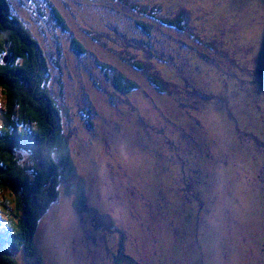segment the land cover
Segmentation results:
<instances>
[{
	"label": "rangeland",
	"instance_id": "obj_1",
	"mask_svg": "<svg viewBox=\"0 0 264 264\" xmlns=\"http://www.w3.org/2000/svg\"><path fill=\"white\" fill-rule=\"evenodd\" d=\"M94 1L99 0H9L13 11L39 41L40 56H45L48 68L42 81L58 105L56 109L52 106L47 110L52 115L48 121L54 120L61 134L66 135L70 148L79 150L77 161L83 163L79 171L87 187L84 194L80 187L66 192L62 188V194L55 202L57 206H51L48 214L40 218L39 232L34 237L40 243V261L42 264H118L108 257L109 254L105 255L100 246V259L96 257L97 260H92L91 254L85 253L83 243L78 246L72 243L73 237L81 236H74L80 219L86 220L88 226L96 227L97 216L90 209L94 197L88 191L94 185V174L100 173L97 165L101 166V172L107 167L103 155L108 154L120 162L124 169L112 161L106 179L102 180L101 175L103 185L107 187L106 193L113 194L117 200H127L125 191L129 192L128 201L132 203H128L126 218L136 213L145 216L141 221L146 223L145 230L136 231L132 247L127 248L131 256L139 260V264H264L259 250L264 242V215L260 210L264 194L257 193V200L255 193L253 197L247 198L249 188L240 180L246 177L245 172L239 168L230 169L234 165L236 153L243 152L248 157L246 140L249 129L236 125L237 112L226 110L228 95L223 94L236 92L234 102L264 103V97L261 96L264 87L259 86L258 89L254 84L251 89L238 91L241 86L234 85L242 82L243 77L234 76L241 66L231 44L232 40L242 39L248 32L258 28V33H251V40L253 48L260 49L264 54V0H261V17L255 16L253 19H249L253 12H248L252 8L251 0H156L164 6L165 11L153 22L156 28L153 54L147 46L145 33L131 27L129 9L102 6L105 20L99 23ZM56 10L64 23L60 22L57 13H52ZM175 14L179 15L182 22L173 28L166 19ZM231 15L235 16L237 26L245 22L241 29L232 33L222 29L230 24ZM103 28H113L115 32ZM120 29L124 30V35L116 41V46L112 50L109 47L102 48L105 44L113 45L115 38L120 35ZM225 33L230 34L228 39ZM200 36L204 38V45L201 46L204 53L198 51L200 46L197 40ZM212 37L216 39L212 41L213 46H210L207 40ZM175 42H179L178 48L172 45ZM78 43H82L88 53H80L76 46ZM127 48L144 62L141 65L148 63L155 77L162 82L166 80L167 69L166 63L162 61L172 55L175 66H180L178 69L186 68L191 91L186 92L179 87L172 92L167 89L165 93H151L148 71L141 72L136 67L132 69L134 65L124 57ZM171 48L174 52L168 54ZM201 55L212 57L213 61L202 60ZM97 60L117 71H130L131 76L140 82V87L123 93L116 88L115 98H112L114 88L109 87V91L105 87L104 69ZM242 75L255 77L264 85V73L259 76L251 73ZM217 82L221 85L218 86ZM43 96L50 105L48 95ZM162 97L166 100H161L160 105L148 103L153 98ZM79 98H83L82 101ZM3 100L4 92L0 88V111L4 106ZM167 102L174 108L165 110ZM88 117L92 118L93 125L88 123ZM150 121H156V124L148 127ZM177 123L179 126L181 123L190 126L177 130ZM247 123L255 125L258 122L251 120ZM23 124L31 128L33 121L29 118L20 123ZM230 124H235L241 132L235 134L229 131ZM144 127L148 129L144 132L146 138L150 139L147 144L140 142L141 129ZM159 133L169 134L174 139L186 138L187 144L180 143L178 139L177 145L173 141V145L158 146L155 142L161 138ZM262 143L264 145L263 137ZM21 148L25 149L23 146ZM176 149L180 156H186L182 164L174 165L175 162L168 159L170 151ZM253 150L254 153H262L256 146ZM23 154L22 159H27ZM219 159V169L193 168L200 163L216 165ZM48 173L50 177L54 175ZM256 173L262 176L264 168L257 167ZM169 177H173L174 181ZM123 179L124 182L119 181ZM128 185L134 188V192L127 188ZM119 186L121 188L118 189ZM203 186L209 188L212 203L221 196L218 199L220 216L206 208L209 216L205 215L203 219L208 238L215 232L211 229L213 219H219L224 231V237L212 246L200 241L199 237L184 238L181 234L171 233L174 231L172 227L177 226L174 220L180 215L188 216L187 222L193 225L197 223L193 214L196 219H202L200 214L193 212ZM152 188L154 192H151ZM101 192V189L95 192L96 196L99 197ZM77 195H83V203L80 205L74 203ZM111 202L119 214L121 209L113 197ZM139 204L141 209H138ZM239 207L240 212L236 216ZM121 212L119 221L124 217L123 210ZM59 213L61 219L56 221L53 217ZM2 221L0 229L7 234L5 244H12L11 248L17 250V246H21V237L14 228L9 227L7 219ZM129 224L124 225H128L129 229L137 226ZM149 229L153 233L148 232ZM111 230L108 226L99 228L94 242L105 239L106 233ZM154 241L161 242L160 246ZM169 244L180 246H176L175 251ZM182 244V251L179 252L177 249ZM23 248L21 246L17 251L22 252ZM141 251L143 256L139 254ZM17 261L19 264H29L24 258Z\"/></svg>",
	"mask_w": 264,
	"mask_h": 264
},
{
	"label": "trees",
	"instance_id": "obj_2",
	"mask_svg": "<svg viewBox=\"0 0 264 264\" xmlns=\"http://www.w3.org/2000/svg\"><path fill=\"white\" fill-rule=\"evenodd\" d=\"M111 1H113V3H111ZM251 2L252 8L248 12L252 11L253 14L249 19H253L255 16L260 18L262 15V10L260 8L261 0H251ZM107 5L113 7V9L116 6H121L122 9H129L131 11L129 14V23L131 27L145 33L148 38L147 46L153 54L155 43L154 35L156 32L153 22L163 11H165L164 6L156 0L94 1V11L99 23L105 20V16H102V6ZM52 13H57V10L52 11ZM57 17L60 22L64 23L60 14L57 13ZM234 17V15H231L230 24L222 27L223 30L232 33L243 27L245 22L239 23L237 26ZM166 20L173 28L177 27L182 22L177 14L174 16L170 15ZM25 25L20 17L13 11L9 0H0V88L4 92V106L0 111L2 112L0 117V208L3 212L0 214V227L2 222H4L2 220L7 219L9 227L11 229L14 228L21 237L20 245L24 246L21 252L17 251L21 246H17L16 250L15 247L11 248L12 244H5L7 234L0 229V264H19L20 262L17 260L22 258H24L29 264H42L38 251L40 243L34 239L39 232L40 218L45 217L48 214L51 206H57L55 202L62 194V188H64L66 192L74 187H80L83 189L84 186L82 173L79 171L80 163L77 162L78 156L70 154L71 148L67 141V137L65 134H61L55 125L54 120L48 121V118L52 115L47 113V110L52 106L56 109L58 108V105L53 100L55 98L48 93L50 91L48 88H45V84L42 81V78L45 77L44 75L48 73V68L44 60L45 56H40L39 41L28 31ZM103 29L113 30V28ZM253 32L258 33V28L248 32L242 39L231 41L235 53L240 59L241 66L234 76L243 77L242 82L234 84L241 86L240 89H237L238 91L251 89L254 87V84L257 85L258 89L259 86L264 87L257 78L242 75L243 73H251L254 76H259L264 73V54L260 49L253 48L251 40V33ZM225 34L228 39L230 34ZM123 35L124 30L120 29V35L115 38L113 45L105 44L102 48L109 47L112 50L113 46H116V41ZM214 39L216 38L212 37L207 40L210 46H213L212 41ZM197 44L200 46L198 51L204 53L205 50L201 48V46L204 45V38L202 36L198 38ZM172 45L178 48L179 42L172 43ZM76 46L80 49V53L87 52L82 43H78ZM171 52H174L172 48L168 51V54ZM31 54H33V56ZM125 55V59L134 65L132 66V69H135L136 67L141 72L148 71L150 87L152 88L149 89V91L152 90L151 93H156L157 95L159 93H165L167 89H170L169 92L176 91L181 83H184V86L186 87L189 86V88L185 89L186 92L191 91V81L188 73L185 72L186 68L183 67V69H178L180 66H175L172 55L168 56L165 61H162L166 63L167 68L165 75L166 80L163 81L164 83L155 77L153 68L150 67L148 63L145 62V65H141V63L144 62L135 55L133 51L127 48ZM129 58L134 59L135 62ZM202 58V60L213 61L212 57L206 58L202 56ZM97 62L104 69L103 75L105 77V87L108 90L109 87L114 88V93L112 94L110 92L112 98H115L114 95L116 88H119L121 93H123L130 92V89L132 88L137 89L140 87V82L131 76L130 71L129 73H123L110 67L107 63L100 62L99 60H97ZM169 71H171L172 75ZM231 73L234 74V71L232 70ZM215 75L218 78V75ZM175 77L177 78L178 83ZM73 81L74 80H72V82ZM165 83L167 85L166 87ZM217 84L218 86L221 85L219 82H217ZM223 94L228 95L226 110L230 113L234 110L237 112L235 117L236 125L246 126L249 129V136L246 140V143H248V157L245 156L243 152L236 153V156L234 157V165L230 169L239 168L245 172L246 177L244 179L246 180L243 178L240 180L244 182L243 185H246L247 188H249L247 198L253 197L255 193V199L257 200V193L261 195L264 194V174L259 176L260 174L256 173L257 167L262 166L264 168V145L262 143V137L264 141V103L258 105L257 103L250 101L234 102L233 96L236 92L231 91L230 93ZM43 95H48L51 103L50 105L47 104V100ZM261 96L264 97V93H262ZM82 99L83 98H79L78 100L82 101ZM161 100L166 99L164 97L153 98L148 103L151 105H160ZM175 100L179 103L177 99ZM165 106H167L165 110L174 108V106L168 102L165 103ZM90 108L91 107H88V109ZM29 118L33 121V126L31 128L27 124L20 125V123H23ZM251 120H256L258 123L255 125L247 123V121ZM92 121V118L88 117V123L90 125H93ZM155 124L156 121H150L147 126L153 127ZM179 125L180 124L177 123V130L190 126V124L184 123L183 125L181 123V126ZM236 125L230 124L228 129L235 134H239L241 130L237 129ZM141 131L140 142L147 144L150 139L146 138L144 132L148 131V129L144 127ZM159 134L161 135V138L159 141L155 142L158 146L172 144L173 141L177 145L178 139L180 143L187 144L186 138L182 139L181 137H178L177 139H174L169 134ZM21 146L25 147V149H22ZM255 146L258 147L262 153H254L253 147ZM16 150L21 151L22 154L24 153L23 155H25L27 159H22L21 156H16ZM179 150L183 151V148L179 147ZM219 153H221V144L219 145ZM103 157V161L107 167L101 172V175L102 180H105L106 175L108 174V166H110L112 161L115 160L108 154H104ZM168 159L175 162L174 165L183 163V159L178 154L177 149L170 151ZM115 162L120 164L121 169H124V166L120 162ZM220 162L219 159L216 165L211 163L209 165L201 164L198 167L193 168L199 169L202 167H213L219 169ZM40 163L42 165H40ZM48 172H52L54 175L50 177ZM168 179L174 181L173 177H169ZM119 181L124 182L125 179ZM119 188L121 187L119 186L118 189ZM127 188L132 189L134 192V188L131 185H128ZM201 192L202 193L198 199L197 209L194 210L193 213L200 214L202 219H196L193 214V219L197 221L196 225L185 222L181 225L180 229L184 238L189 233L188 237H199L200 241L212 246L214 243L221 240L225 234L221 229L219 219H213L211 221V229L215 230V232L210 238H208V230L205 228L203 219L205 215L209 216V212L206 208H211L213 213H216L218 217L220 216L218 199H221V196L217 198L216 202L212 203L210 200L209 188L203 186ZM125 193L127 200L118 201L123 204H128L129 202L132 203L131 201H128L129 192L125 191ZM243 198L246 197L243 196ZM82 199L83 195H77L74 199L75 205L82 204ZM260 202L263 203L260 206V210L264 215V201ZM84 203L86 205V201ZM140 204L138 209H141ZM102 206L103 203L99 202L94 210L90 205L91 211L97 216V220L95 221L96 227L88 226L86 220L80 219L79 226L74 230V236H76V234L82 235L85 232L87 235L95 236L96 231H99V228L104 227L100 220L105 219V217L100 214ZM239 212L240 207L237 209L236 216ZM126 215H128V211L125 212V219L129 223H132L133 220H142L145 217L138 213H136V215L133 214V216H130L129 218H126ZM114 216L115 213L110 212L111 221L107 226L111 227L113 230H111L110 233H106V247L110 257L112 248L115 247L112 251L111 259L118 264H139V260L132 257L131 251L127 248L128 246L132 247L131 243L134 241V238H136L135 232L145 230L146 223L140 222L136 227H133V229H129L127 225H124L125 223L120 224L117 222ZM53 218L56 221H60L61 214L59 213ZM257 218L258 215L255 221H257ZM148 232L153 233L151 229H149ZM171 233L175 234L174 231H171ZM100 234L101 233L99 232V235ZM154 242L160 246L161 242ZM184 244L177 249L179 252L182 251V246ZM176 246H180V244H169V247L175 251ZM157 249L159 250L158 247ZM23 252L24 254H22ZM139 254L140 256L144 255L142 251ZM91 257L92 260L93 258L97 260L96 257L100 259L97 245L92 246ZM261 259L264 260V252Z\"/></svg>",
	"mask_w": 264,
	"mask_h": 264
},
{
	"label": "flooded vegetation",
	"instance_id": "obj_3",
	"mask_svg": "<svg viewBox=\"0 0 264 264\" xmlns=\"http://www.w3.org/2000/svg\"><path fill=\"white\" fill-rule=\"evenodd\" d=\"M70 154L74 155V156H78L79 155V150L76 149V148H72L71 151H70ZM181 158L184 160L186 158V156H181ZM187 163L190 164V162H187ZM200 164H203V163H200ZM97 168L100 170V173H95L94 174V180H95L94 185L88 191L94 197V201L90 202L91 207L95 210V208L99 204V202L103 203V206H102V208L100 210V214L103 215L105 217V219H100V220H101V224H103L104 226H107L110 223V221H111L110 220V212H114L115 213L114 218L120 224L129 223L125 219V212L128 211L129 204H123L122 202L116 200L114 198V196H112L113 194L110 195V193H106L105 188H107V187L103 185V182L101 180V170H102V168H101L100 165H97ZM100 189L102 190L101 195L99 197H97L95 192H99ZM153 189L154 188L151 189V192H154ZM112 197H113L117 207L119 209H121V211L123 210L124 217L120 221H119V214H121L122 212L119 211V214L117 213V210H116L115 206H113V204L111 202ZM196 209H197V206H196V208L194 210H196ZM209 209H211V208H209ZM187 218H188V216L180 215V216L177 217L176 220H174L176 222V224H177L176 227H172L174 229V233L175 234H181L182 235L180 227H181L182 224L187 222ZM141 221L142 220H133L132 223L129 224V225L134 226V225L139 224ZM188 234L186 235V237H188ZM72 239H74V244L75 245L78 246L80 243H83L86 246V252L85 253L91 254L92 246L93 245H97V246H100V247H102L104 249L105 255L109 254V252L107 251V247H106V245H107V239L106 238L103 239L102 241L94 242V240L96 239V236L87 235V233L85 232V233H83L81 235V237L79 239H77L76 237H73ZM259 250L263 254V252H264V242L262 243V246L260 247ZM108 257H110V254L108 255Z\"/></svg>",
	"mask_w": 264,
	"mask_h": 264
},
{
	"label": "clouds",
	"instance_id": "obj_4",
	"mask_svg": "<svg viewBox=\"0 0 264 264\" xmlns=\"http://www.w3.org/2000/svg\"><path fill=\"white\" fill-rule=\"evenodd\" d=\"M180 87L181 88H184V89H186V88H189V86H184V83H181V85H180ZM80 153V152H79ZM15 155L16 156H21L22 155V153H17V152H15ZM78 162V161H77ZM80 163V166H82L83 165V163H81V162H79ZM79 166V167H80ZM84 189H85V186H83V191H84ZM2 213V210H1V208H0V214Z\"/></svg>",
	"mask_w": 264,
	"mask_h": 264
},
{
	"label": "water",
	"instance_id": "obj_5",
	"mask_svg": "<svg viewBox=\"0 0 264 264\" xmlns=\"http://www.w3.org/2000/svg\"><path fill=\"white\" fill-rule=\"evenodd\" d=\"M80 237H76V238L79 239ZM94 241H96V239ZM72 243H74V239H72ZM83 246L86 247L84 244H83Z\"/></svg>",
	"mask_w": 264,
	"mask_h": 264
}]
</instances>
